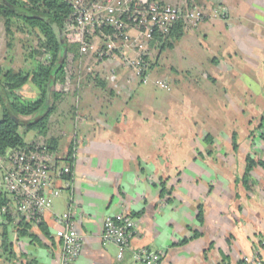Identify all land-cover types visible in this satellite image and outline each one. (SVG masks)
I'll list each match as a JSON object with an SVG mask.
<instances>
[{
	"label": "crops",
	"instance_id": "obj_1",
	"mask_svg": "<svg viewBox=\"0 0 264 264\" xmlns=\"http://www.w3.org/2000/svg\"><path fill=\"white\" fill-rule=\"evenodd\" d=\"M158 1L172 4L190 1L206 7L215 3L222 5L226 16L224 19L210 17L199 25L196 47L199 54L205 56L211 50L213 56L216 55L212 64L209 61L210 65L219 67L214 70V78L233 80L229 72L239 68L246 82L258 88L249 91L251 97L246 103L250 111L242 107L241 115L246 111L251 115H264V100H254V96L264 94V24L257 21L250 29L243 27L239 22L244 15L241 3L231 0ZM261 20L264 22V18ZM1 36L0 57L9 58V66H2L14 68L5 33ZM247 37L260 41L252 43L253 50H248L251 59L247 62L252 65L257 81L244 73L242 59L233 66L225 60L224 67L218 64L219 55L226 59L237 57L235 40ZM97 63L95 72L101 73L106 86H97L91 81L82 85L84 81L72 76L76 72L72 70L69 78L73 82L68 80L66 94L55 113L68 115L64 104L71 105V110L76 109H72V105L79 109L78 115L74 113L70 117L72 128L66 147L60 150L66 152L71 140L75 143L73 177L59 182L62 193L44 214L43 225L31 224L29 231L33 236H19L15 222L9 224L12 254H5L1 249L3 218L0 214V264H60L63 247L55 233L59 228L56 217L68 210L75 213L77 230L83 240L75 264H143L135 257V252L142 248L162 252L159 264H239L243 256L253 254L258 233L264 226V167L258 166L252 171L258 181L255 190L248 191L237 178L245 172L248 154L256 160H264V145H257L261 133L256 130L250 134L245 128L237 149L233 144L236 131L232 138L231 134L225 135L226 140L222 142L219 136L207 132L201 142L200 134L195 133L199 146L184 145L182 138L167 141L165 127H150L156 120L154 115H128V110L127 115H121L124 110L120 100L112 102V107L104 111L106 98L102 89L110 87L107 97L112 100L118 89L128 91L130 84L137 87L144 83L135 81L136 74L130 69L120 81L112 83L104 75L114 71L116 63ZM190 65H194L193 61ZM239 80L233 82L234 87ZM27 88L21 93L29 98ZM29 88L34 91V98L37 97L36 88L31 85ZM242 94L248 96V91ZM147 95L148 91L142 89L138 98L142 96L140 100L145 103ZM175 128L170 132L184 130ZM162 183L169 190L164 196L161 195ZM200 206L204 212L203 223L198 220ZM118 213L130 214L135 222L129 246L122 256H119L120 247L114 242H105L103 237L105 219ZM195 231L200 233L196 237L193 236ZM185 238L189 240L182 243Z\"/></svg>",
	"mask_w": 264,
	"mask_h": 264
},
{
	"label": "rangeland",
	"instance_id": "obj_2",
	"mask_svg": "<svg viewBox=\"0 0 264 264\" xmlns=\"http://www.w3.org/2000/svg\"><path fill=\"white\" fill-rule=\"evenodd\" d=\"M231 1H234L235 3H241L240 9L241 13L244 15H242V17L239 19V22L242 23L243 27L250 29L257 21L260 22H257V24H264V22L261 20L264 18V0ZM189 2L190 1H188V3ZM255 4L257 5L256 7H254ZM196 5L199 6V9L203 10L207 15L203 21L208 20L210 17L211 19H224L222 14L215 10V7L222 5L218 3H215L210 7H206V5L202 4ZM12 21L15 22L12 24V32L7 35L4 19H0V35L4 32L7 43L9 42L11 45L8 46V49L10 53L9 55L12 56L11 59L13 60V67L15 69H19L20 67H28L26 69H31L30 66L33 65V61L35 59H42L41 55H39L37 52L35 53L38 48L37 36L33 32L30 33L28 28L24 26L21 20L13 18ZM203 21L199 22L198 25H191L186 31L185 35L175 42L174 46H167L161 52L159 48L152 44V39L146 40L141 37L136 38V47L138 49H146V51H148V58L152 63V66L149 69V72L151 73L150 80L143 85H137L136 83L137 87H134L135 84H130V89L128 91L126 89H118V94H116L112 100L110 97H107L110 87L108 86V89H102V95H104L106 98L103 102L104 111L112 107V102L115 100H120L123 102L121 107L124 110L121 115H127V110L128 115H154L156 120L155 122L150 123V127H160L161 129H164L163 127H165V129L168 130H166L167 141L174 140L176 138H182V144L184 145H200L198 137L195 135V133L200 134L199 138L201 142L204 140L207 133H211L216 137L219 136L218 139H220L222 142L223 140H226L225 135L231 134L232 138V133L234 134V131H236L234 136L236 142H240L244 136L243 134L245 128L249 129L248 133L250 134H253V132L256 130H258V133L263 134L264 115H251L249 113L250 109L246 103L251 97V92L249 93V91H257L258 88L255 89V87L253 88L248 82H246V79L241 76L239 68L238 70L235 69V71L229 72L233 80H221L214 78V70L219 67H214L216 65L214 64L213 66L210 65V63H213L212 61L216 55L213 56L211 50L208 51L207 55L205 56L203 54H199V49L196 47V44L199 43H197L195 37L198 34L200 35L199 25H201ZM132 33L136 32L133 31ZM2 36L0 37L1 39L3 38ZM254 41L260 42L258 39H251L248 37L238 41L235 40L234 47L238 56L226 59L225 57H222V55H219V58H217L219 60L218 64L222 63L223 65V60H225L229 64L231 63L233 66L235 65L234 62L242 59L241 61L244 62V73L248 75V77H251L252 80L257 81L258 79L255 73L251 71L252 65L247 63L251 59L248 55V50H253L252 43ZM132 56H134V54H131V57ZM0 58V67L4 64H7L5 66H9V58ZM70 60L71 64L68 67V70L72 71L75 68L74 66L78 65L79 60L77 61L73 58V56H71ZM190 61H193L194 65H190ZM79 64L82 67V70L80 73L78 71L77 75L80 76L81 81H84L82 82V85H84L87 80V75L92 73V75L95 76L98 74V72H95L96 68L94 64H96V61H94L93 58L91 60L87 58L81 61ZM89 67L92 70L89 69ZM127 71H129V68L121 66L118 67L115 72H105L104 76L107 78L110 77L109 81L115 83L117 80L121 79V76L125 75ZM100 75L101 73L98 74V77L103 79L104 77ZM112 76H114V79H112ZM136 80L141 84L138 77L135 79V81ZM158 80L164 81L168 86L164 87L160 84H157L156 81ZM237 80L240 82H235L238 85L234 87L233 82ZM70 82H73L72 79H70ZM75 82H77L76 79ZM240 85H246L248 87H243ZM72 89L73 85L71 86V90ZM142 89L148 91L147 97H144L145 103L140 100L142 96L138 98L140 90ZM244 91H248V96H243L242 93H244ZM25 92L29 98L35 96L34 91H32V89L29 87ZM129 94H132V97H129ZM254 97V100L257 102L259 99L264 100V94L262 97ZM190 101L193 103H190ZM63 107L66 109L64 112L67 111V114H69L52 115L47 136H39L37 135L36 130H30L26 134V140L28 142L36 141L37 143H41L46 140V137L59 136V148L64 149L68 141L69 132L72 128V120L70 117H72L74 113L78 115L79 109L77 105H72V109L76 107V112L75 110H71V105L64 104ZM242 107L249 110L246 111L245 115H241L242 113H240V108ZM256 107H259V103H257ZM69 110L72 113H70ZM120 111L121 109L118 110V112ZM1 117L2 115H0V118ZM135 118L138 117L135 116ZM147 124V121H145V125ZM146 127H148V125ZM175 127H182L184 130L180 132H170V130ZM23 130V128L20 129L21 132H23ZM192 130L193 134L191 133ZM258 143L259 144L257 145L259 147L260 144L264 145V141L261 139L258 141ZM222 145L226 146L225 144ZM255 245L256 247L254 253L251 255H245L241 259L248 257L251 264H264V226L258 233V239L256 240Z\"/></svg>",
	"mask_w": 264,
	"mask_h": 264
},
{
	"label": "built area",
	"instance_id": "obj_3",
	"mask_svg": "<svg viewBox=\"0 0 264 264\" xmlns=\"http://www.w3.org/2000/svg\"><path fill=\"white\" fill-rule=\"evenodd\" d=\"M66 1L72 5V13L64 23L63 32L69 43L79 45V73L82 70L79 63L92 56L97 64L116 63V69L121 66L129 68L141 83L149 82L151 73L147 62L148 51L136 47V38L150 40L155 33H167L181 18L185 19L189 28L198 25L207 16L195 3L188 2ZM215 10L226 16L222 6L215 7ZM131 54L134 56L131 57ZM70 76L71 71L67 83ZM156 83L168 86L162 80ZM66 155V152L50 150L43 142L30 147H10L5 154L0 155V192L5 193L10 201L2 211L5 213L11 209L15 224L23 219L36 224L42 222L44 214L61 195L63 187L59 182L69 181L64 178L72 172L63 160ZM56 221L59 228L55 233L63 247L60 264H75L83 248L75 213L68 210L58 215ZM134 228L135 222L130 214L108 216L104 221V240L117 244L120 247L119 256H122L129 246ZM135 257L143 264H159L162 252L142 248L135 252ZM242 260L243 264H251L248 257Z\"/></svg>",
	"mask_w": 264,
	"mask_h": 264
},
{
	"label": "trees",
	"instance_id": "obj_4",
	"mask_svg": "<svg viewBox=\"0 0 264 264\" xmlns=\"http://www.w3.org/2000/svg\"><path fill=\"white\" fill-rule=\"evenodd\" d=\"M191 4V2H189ZM72 13V5L66 0H0V19H4L6 34L12 32V19L21 20L28 31L35 33L38 39V48L35 51L41 55L42 59H35L31 69L26 68H6L0 67V107L2 117L0 118V155L6 153L10 147H30L37 142L26 140V134L30 130H36L37 135L47 136L51 116L55 114L66 94L68 67L71 64V56L79 59V45L72 44L67 38L60 36L64 30V23ZM185 19L176 21L167 33H155L152 44L159 48L160 52L167 46H174L175 42L181 39L188 30ZM8 46H11L8 42ZM149 69L152 63L147 59ZM75 78H79L77 65L74 66ZM77 76V77H76ZM81 79V78H80ZM87 79V80H86ZM86 81H91L97 86L105 87L106 82L98 75H87ZM37 90V97L27 98L21 91L29 86ZM23 128V132L20 129ZM209 138V136H208ZM264 141V133L260 135ZM48 148L54 152H61L60 137H46L43 141ZM234 148L238 144L234 138ZM75 143L71 140L67 146L65 164L69 165L72 172L65 179L71 180L73 177V166L75 160ZM64 153V152H62ZM247 165L242 176L237 178L248 190H255L258 181L252 171L258 167H264V160H256L251 154L247 155ZM161 195L164 196L169 190L165 183L161 186ZM8 196L0 192V214L3 218L1 233V249L5 254H12V243L9 239V224L14 221L11 209L3 212L2 208L9 204ZM198 220L204 221L202 206L199 207ZM32 222L21 220L16 224L19 236H33L30 233ZM43 225L42 222L38 223ZM198 231L194 232V237L198 236ZM189 239L185 238L181 242L185 243ZM239 264H243L241 259Z\"/></svg>",
	"mask_w": 264,
	"mask_h": 264
},
{
	"label": "water",
	"instance_id": "obj_5",
	"mask_svg": "<svg viewBox=\"0 0 264 264\" xmlns=\"http://www.w3.org/2000/svg\"><path fill=\"white\" fill-rule=\"evenodd\" d=\"M63 34H64V32H62L60 36H63Z\"/></svg>",
	"mask_w": 264,
	"mask_h": 264
}]
</instances>
